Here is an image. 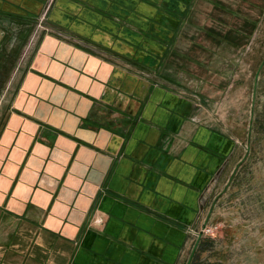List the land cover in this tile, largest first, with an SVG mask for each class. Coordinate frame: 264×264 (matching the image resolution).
<instances>
[{
	"label": "crops",
	"instance_id": "0c3cea01",
	"mask_svg": "<svg viewBox=\"0 0 264 264\" xmlns=\"http://www.w3.org/2000/svg\"><path fill=\"white\" fill-rule=\"evenodd\" d=\"M43 2L0 0V264H188L250 156L216 96L263 70L264 0H57L29 50Z\"/></svg>",
	"mask_w": 264,
	"mask_h": 264
},
{
	"label": "rangeland",
	"instance_id": "374dc122",
	"mask_svg": "<svg viewBox=\"0 0 264 264\" xmlns=\"http://www.w3.org/2000/svg\"><path fill=\"white\" fill-rule=\"evenodd\" d=\"M56 1L45 0L40 13L33 14L29 7L24 12V16L36 23L38 30L29 43V50L38 38L39 32L47 28L45 23L49 21L48 13ZM251 49H253L252 46ZM238 50L236 53L242 55L245 52L247 54L250 49L246 51L241 47ZM255 53L262 57L264 48H257ZM259 58L257 60L260 61ZM259 61L249 64L242 56L241 63L237 66H241L240 70L249 69L251 75L246 79L243 78L242 81L238 79L235 92L230 98L227 99L226 94L216 96L217 101L220 102L217 108L220 118H227L230 114L231 120L237 118L238 124L239 117L246 120L235 125L236 135L245 138L249 111L253 114L255 120L250 132L252 142L248 144L247 150L250 156L246 163L241 160L236 168L230 182V189L223 200L221 213L215 221L217 222L215 236L208 237L209 240L215 238V245L213 240L206 242L205 249L203 248L204 250L200 253H197L196 249L200 248L197 245L198 248L194 250V254H197L195 256L193 254L189 260L190 264L196 260V257H199L200 264H264V65L256 81ZM192 236L198 238L195 234ZM193 237L191 238L194 239ZM210 247L211 249L215 247V251H212Z\"/></svg>",
	"mask_w": 264,
	"mask_h": 264
},
{
	"label": "built area",
	"instance_id": "2783aa9c",
	"mask_svg": "<svg viewBox=\"0 0 264 264\" xmlns=\"http://www.w3.org/2000/svg\"><path fill=\"white\" fill-rule=\"evenodd\" d=\"M216 229H217V226L215 224L214 225L205 224V225L201 226L199 229L194 230L193 233L198 238L214 237Z\"/></svg>",
	"mask_w": 264,
	"mask_h": 264
},
{
	"label": "water",
	"instance_id": "95a60500",
	"mask_svg": "<svg viewBox=\"0 0 264 264\" xmlns=\"http://www.w3.org/2000/svg\"><path fill=\"white\" fill-rule=\"evenodd\" d=\"M264 65V63L262 64V66ZM261 66V67H262ZM261 69V68H260ZM260 69L258 70V72L256 73V81H257V79L259 78V73H260ZM257 83V82H256ZM255 89H256V85H255ZM199 241H200V238L198 239V241H197V245H198V243H199ZM197 245L195 246V249L197 248ZM194 249V250H195ZM188 264H190V261H189V263Z\"/></svg>",
	"mask_w": 264,
	"mask_h": 264
}]
</instances>
